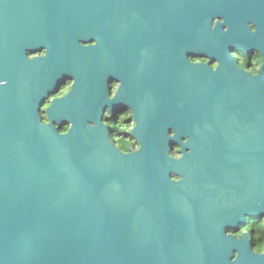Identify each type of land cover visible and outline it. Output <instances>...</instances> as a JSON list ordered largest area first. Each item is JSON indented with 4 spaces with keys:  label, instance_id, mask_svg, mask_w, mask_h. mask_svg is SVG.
Listing matches in <instances>:
<instances>
[{
    "label": "water",
    "instance_id": "1",
    "mask_svg": "<svg viewBox=\"0 0 264 264\" xmlns=\"http://www.w3.org/2000/svg\"><path fill=\"white\" fill-rule=\"evenodd\" d=\"M261 10L264 0H0V264H264L247 232H227L264 220V62L252 76L229 54L248 53ZM158 52L178 108L162 91L155 118L136 120L140 150L124 155L102 123L109 83ZM68 79L43 124L41 106Z\"/></svg>",
    "mask_w": 264,
    "mask_h": 264
},
{
    "label": "flooded vegetation",
    "instance_id": "2",
    "mask_svg": "<svg viewBox=\"0 0 264 264\" xmlns=\"http://www.w3.org/2000/svg\"><path fill=\"white\" fill-rule=\"evenodd\" d=\"M258 14V13H257ZM255 15L254 19L247 23L250 36L243 37L248 53H243L235 47L229 48V54L235 59L237 67L240 70L246 71L252 76H257L261 70L264 62V10L259 13L261 16ZM216 20L213 22L215 25ZM223 22V20H221ZM153 29H155V19L150 20ZM148 24V26L150 25ZM146 25V24H145ZM228 27H224L223 31L226 32ZM246 39H249L245 41ZM96 42L86 44L84 46H94ZM159 54L158 63L149 60V64L143 60V66L139 75L133 76L130 69L127 68L128 73H121L114 75L108 87V104L105 105L102 113V123L109 129V139L113 146L122 154H130L140 150L141 144L134 137L133 131L137 125V119L155 118L151 113L156 111L157 102L161 96V92L165 91L170 98V104L178 108L179 99L174 84L171 82V69H170V82L164 87L161 82L160 75V62L161 54ZM45 52L39 54L44 56ZM171 56V50H170ZM35 55H30L34 58ZM191 63L209 64L212 70H216L218 66L217 61H213L208 57H193L189 55ZM128 65V64H127ZM171 65V63H170ZM127 67H130L129 65ZM122 78V79H120ZM74 80L68 79L59 90L49 96L40 108L39 114L43 124H49L48 109L52 105L53 100L64 98L72 90ZM148 86V87H147ZM123 90L118 95L120 88ZM146 94L149 95V100L145 99ZM118 96V97H117ZM157 101V102H156ZM52 126L58 130L61 135L67 134L71 129V124L64 123L60 125L57 122H52ZM171 137L176 135V131L171 129L169 132ZM189 138L183 140V143H188ZM182 146L173 144L170 152V157L177 160L182 156ZM181 177L172 175V181L177 183ZM259 224L264 226V220L261 219L260 223L257 217H248L244 223L240 224L239 228H228V235H233L235 238L240 239L243 232L249 234L250 240L253 243L257 240ZM263 252L259 253L262 254Z\"/></svg>",
    "mask_w": 264,
    "mask_h": 264
},
{
    "label": "trees",
    "instance_id": "3",
    "mask_svg": "<svg viewBox=\"0 0 264 264\" xmlns=\"http://www.w3.org/2000/svg\"><path fill=\"white\" fill-rule=\"evenodd\" d=\"M258 229H259V233H258V236H257V240L254 241V250L257 253H261L264 250V226L259 224V228Z\"/></svg>",
    "mask_w": 264,
    "mask_h": 264
},
{
    "label": "rangeland",
    "instance_id": "4",
    "mask_svg": "<svg viewBox=\"0 0 264 264\" xmlns=\"http://www.w3.org/2000/svg\"><path fill=\"white\" fill-rule=\"evenodd\" d=\"M259 220V222H260V219H258ZM259 228V227H258ZM258 231H259V229H258Z\"/></svg>",
    "mask_w": 264,
    "mask_h": 264
}]
</instances>
